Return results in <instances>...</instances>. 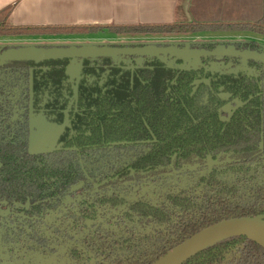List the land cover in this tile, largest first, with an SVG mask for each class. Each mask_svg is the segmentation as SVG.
<instances>
[{
    "label": "trees",
    "instance_id": "trees-1",
    "mask_svg": "<svg viewBox=\"0 0 264 264\" xmlns=\"http://www.w3.org/2000/svg\"><path fill=\"white\" fill-rule=\"evenodd\" d=\"M8 15L0 37L264 36V11L255 23L91 28H13ZM69 62H0V264H152L223 220L264 216V64H247L256 77L236 96L202 105L187 84L148 95L143 66L111 58L83 60L73 89ZM30 114L62 127L49 151L27 153ZM183 264H264V249L230 237Z\"/></svg>",
    "mask_w": 264,
    "mask_h": 264
},
{
    "label": "crops",
    "instance_id": "crops-1",
    "mask_svg": "<svg viewBox=\"0 0 264 264\" xmlns=\"http://www.w3.org/2000/svg\"><path fill=\"white\" fill-rule=\"evenodd\" d=\"M264 0H0V20L9 10L6 25L13 28H91L168 24L255 23L263 16ZM198 33L161 35L155 39L185 41L221 39L222 42L264 44V36L252 33ZM151 35H115L104 30L92 35L33 36L35 42H126ZM104 43L103 45H107ZM163 65V64H162ZM171 79L186 70L165 65ZM238 75L254 79L252 71ZM218 74L220 72L216 71ZM222 74V73H220ZM228 73L226 75H229Z\"/></svg>",
    "mask_w": 264,
    "mask_h": 264
},
{
    "label": "water",
    "instance_id": "water-1",
    "mask_svg": "<svg viewBox=\"0 0 264 264\" xmlns=\"http://www.w3.org/2000/svg\"><path fill=\"white\" fill-rule=\"evenodd\" d=\"M180 58L183 61H197L201 58H213L216 62L223 63L225 58L239 59L241 66L246 68L249 61L264 64V53L257 50H237L234 44H217L211 51L199 49L178 48L176 46L137 45L112 47L106 45H70L62 47L26 46L23 48H8L0 53V62L7 61H44L56 59L71 60L67 69L68 74L78 73L84 59L127 57L136 58L139 63L147 57ZM199 63L188 65L187 68L198 67ZM231 66V64H228ZM238 106L239 102L235 101ZM230 114L229 108L222 110ZM226 121V118H221ZM33 150L29 154L33 155ZM82 188L78 184L71 189L76 192ZM70 203L67 196L64 205ZM5 213V212H4ZM230 237H245L264 249V216L243 217L223 220L199 233L193 235L181 244L177 245L164 256L152 264H183L191 257L213 244Z\"/></svg>",
    "mask_w": 264,
    "mask_h": 264
},
{
    "label": "flooded vegetation",
    "instance_id": "flooded-vegetation-1",
    "mask_svg": "<svg viewBox=\"0 0 264 264\" xmlns=\"http://www.w3.org/2000/svg\"><path fill=\"white\" fill-rule=\"evenodd\" d=\"M237 43L256 45V44L248 43V42H233L232 44L235 45L237 50H246L247 49V48H241V49L237 48V46H236ZM219 44H221V43H219ZM222 44L227 45V44H231V43L230 42H222ZM102 45H99V46H102ZM216 45L217 44H215L211 48L208 46L197 47V48L196 47H182V46H180L178 48H187V49L192 48V49L211 51L215 48ZM106 46L121 47L123 45L107 44ZM130 46H137V45H130ZM165 46H169V45H165ZM248 50H253V49H248ZM162 57L163 56L147 57V58H144L139 63H136V58L120 57V58L129 59L131 61V64H125L123 62H120L119 64H116V65H122L126 69H132L133 64L136 67L142 65L144 68V71H145V89H146V93L148 95H152V96L168 95V96H170V95L180 94V93H183V91H184L183 86H185L187 84L192 88L191 94L197 95L198 97H200V101H201L202 105H207L210 97H217V98H220L222 100H226L231 96H236L238 94L237 90L239 89V87L242 90H244L243 88L245 86L249 87L246 76L238 75L240 70L237 73H231L229 75L220 74V73L217 74L215 72V70H212V67H221V66H224L225 68H229V69L230 68H237V67L238 68H244L241 66L239 59L225 58V59H223L224 64L222 65V64H220L221 62H216L213 58H201V59H198L197 61H193L194 62L193 63L192 61H190V62L189 61H183L178 57H176V58L165 57L166 58L165 62L167 64H172L171 66H173L177 69L186 70L188 72V73L183 74V75L178 73L174 78L171 79L170 73L163 71L166 67H164L162 65L163 61L159 60ZM110 58L112 59L114 57H110ZM93 59H96V58H93ZM93 59H88V60H93ZM112 61H113V59H112ZM178 61H180V62H178ZM249 62H251V61H249ZM196 63H199L198 67L187 68L188 65H192V64H196ZM69 64H70V62H69ZM228 64H231V66H228ZM202 67L204 68V72H205L204 77L200 76V74L197 72V69L202 68ZM241 70L252 71L251 69H247V67L245 69H241ZM77 74L79 76L80 71ZM68 75L70 77V74H68ZM79 79H80V77H79ZM235 101H238V100H234V104H235ZM225 108H229L230 112L232 110L230 107H225ZM223 109L224 108H222V110ZM38 141H39L38 138L31 136V142H30L31 144H30V147H28V149H27L28 154H29V151L31 150L30 149L31 145L34 144L35 142L37 143ZM51 148H52V146L48 149V151ZM40 150H42V149H38V151H40ZM37 152H35L34 154H36ZM29 155H31V154H29Z\"/></svg>",
    "mask_w": 264,
    "mask_h": 264
},
{
    "label": "rangeland",
    "instance_id": "rangeland-1",
    "mask_svg": "<svg viewBox=\"0 0 264 264\" xmlns=\"http://www.w3.org/2000/svg\"><path fill=\"white\" fill-rule=\"evenodd\" d=\"M2 23V17L0 20V24ZM208 33H214V32H206ZM205 33V34H206ZM97 34V33H96ZM84 35V34H83ZM85 35H92V34H85ZM223 35L222 33H219L218 36ZM43 36H53V35H43ZM55 36H60V35H55ZM64 36V35H62ZM81 36V35H78ZM148 36V37H143L139 38L137 40H129L126 42H104L108 44H114V45H123V46H128V45H157V46H165V45H171V46H176V47H199L203 44H219L222 43L220 41L221 39H195L193 40H185L183 41H167V40H162V39H155L154 37ZM33 36H19V37H0V51L2 49H8V48H23L26 46H42V47H51V46H56V47H62V46H70V45H81V44H86L87 42H60V43H55V42H50V41H45V42H35L32 40ZM37 37V36H35ZM210 41V42H209ZM101 43L100 44H104ZM231 44L233 42H230ZM99 43L92 44V45H98ZM257 47L260 49L264 48V44H257ZM113 62L115 64H119L120 62H123L125 64H131V61L126 58H120V57H114L112 58ZM163 61V66L167 65L166 58L162 57L159 59ZM158 60V61H159ZM194 63V62H193ZM191 64V63H190ZM172 65V64H168ZM245 69V68H225L224 66L221 67H212V70H216L222 74H228V73H237L239 70ZM164 71V70H163ZM253 71V70H252ZM251 71V72H252ZM165 72V71H164ZM248 72V71H247ZM79 80V76L77 73L70 74L69 77V82L73 84V89L76 87V83ZM30 122H31V127H32V136L35 138H38V142L34 143L31 145V150L34 152H37L38 149H42L44 151H48V149L53 145L54 141L56 140L57 135L61 131V126L54 125L51 123H48L46 120H44L43 116L40 114L37 115H32L30 114ZM194 178H197L196 173L193 174Z\"/></svg>",
    "mask_w": 264,
    "mask_h": 264
}]
</instances>
